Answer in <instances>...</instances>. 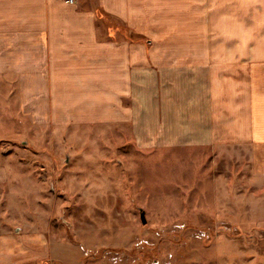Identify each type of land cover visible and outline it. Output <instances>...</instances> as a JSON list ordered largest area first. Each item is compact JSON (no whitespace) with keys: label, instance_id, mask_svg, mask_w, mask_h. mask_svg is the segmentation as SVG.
Here are the masks:
<instances>
[{"label":"crops","instance_id":"0c3cea01","mask_svg":"<svg viewBox=\"0 0 264 264\" xmlns=\"http://www.w3.org/2000/svg\"><path fill=\"white\" fill-rule=\"evenodd\" d=\"M43 94L54 121L125 123L147 146L264 150V0H0V264H66L9 199L42 170L4 144Z\"/></svg>","mask_w":264,"mask_h":264},{"label":"rangeland","instance_id":"374dc122","mask_svg":"<svg viewBox=\"0 0 264 264\" xmlns=\"http://www.w3.org/2000/svg\"><path fill=\"white\" fill-rule=\"evenodd\" d=\"M47 99L5 139L8 165L42 169L9 199L66 264H264V150L147 146L125 123L56 122Z\"/></svg>","mask_w":264,"mask_h":264},{"label":"water","instance_id":"95a60500","mask_svg":"<svg viewBox=\"0 0 264 264\" xmlns=\"http://www.w3.org/2000/svg\"><path fill=\"white\" fill-rule=\"evenodd\" d=\"M139 213H140V219H141V221L144 222L145 221L144 211L142 209H140V212Z\"/></svg>","mask_w":264,"mask_h":264},{"label":"built area","instance_id":"2783aa9c","mask_svg":"<svg viewBox=\"0 0 264 264\" xmlns=\"http://www.w3.org/2000/svg\"><path fill=\"white\" fill-rule=\"evenodd\" d=\"M68 2H72L73 0H67Z\"/></svg>","mask_w":264,"mask_h":264}]
</instances>
